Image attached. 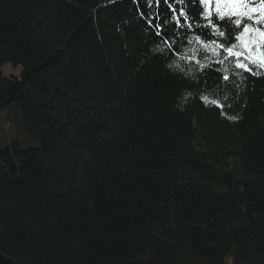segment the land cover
<instances>
[{
	"label": "trees",
	"instance_id": "trees-1",
	"mask_svg": "<svg viewBox=\"0 0 264 264\" xmlns=\"http://www.w3.org/2000/svg\"><path fill=\"white\" fill-rule=\"evenodd\" d=\"M184 6L195 13L193 0ZM166 8L0 0V70L21 69L19 78L0 74V110L15 105L22 132L38 141L0 150L7 258L264 264V76L225 84L215 65L200 70L163 51L145 17L159 22ZM179 35L177 50L196 47L203 63L208 53L187 45L193 32ZM190 67L199 83L181 71Z\"/></svg>",
	"mask_w": 264,
	"mask_h": 264
},
{
	"label": "snow or ice",
	"instance_id": "snow-or-ice-1",
	"mask_svg": "<svg viewBox=\"0 0 264 264\" xmlns=\"http://www.w3.org/2000/svg\"><path fill=\"white\" fill-rule=\"evenodd\" d=\"M156 2L167 6V15L159 22L155 17L145 19L149 26L156 30L155 36L159 37L161 44L165 46L163 51L178 56L185 63L195 62L200 70L215 65L214 70L219 74L215 78L216 81L222 80L225 84L234 83L232 76L243 79L242 73H247L249 77L264 76V0H193L196 4L193 15H190L184 6L185 0ZM169 23L177 28V32L171 37L165 34V27ZM181 28L185 32H193V35L187 38V45H199L208 53L203 57V63L198 57V48L188 47L183 53L177 50V45L184 47L183 37L179 35ZM200 29H210L215 38H206L204 32L196 34V30ZM233 66L239 71H232ZM176 67L179 68L180 65L177 64ZM181 71L185 76L192 73L193 79L197 83L200 82L194 75L195 69L181 68ZM216 87L219 88L220 85L217 83ZM200 98L205 104L223 108L217 98L207 94H202ZM224 99H227V96Z\"/></svg>",
	"mask_w": 264,
	"mask_h": 264
},
{
	"label": "rangeland",
	"instance_id": "rangeland-1",
	"mask_svg": "<svg viewBox=\"0 0 264 264\" xmlns=\"http://www.w3.org/2000/svg\"><path fill=\"white\" fill-rule=\"evenodd\" d=\"M21 69H13L10 65L4 66L0 74L4 77L19 78ZM18 142L23 150L38 147V141L32 137H26L20 127L19 109L11 104L0 110V150L9 143Z\"/></svg>",
	"mask_w": 264,
	"mask_h": 264
},
{
	"label": "water",
	"instance_id": "water-1",
	"mask_svg": "<svg viewBox=\"0 0 264 264\" xmlns=\"http://www.w3.org/2000/svg\"><path fill=\"white\" fill-rule=\"evenodd\" d=\"M0 241H1V233H0ZM0 264H17L13 260L7 258L0 252Z\"/></svg>",
	"mask_w": 264,
	"mask_h": 264
}]
</instances>
